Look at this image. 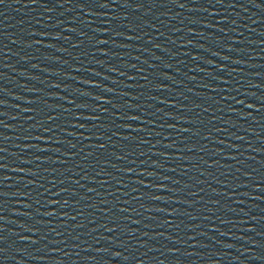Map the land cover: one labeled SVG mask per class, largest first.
<instances>
[{"label":"water","instance_id":"1","mask_svg":"<svg viewBox=\"0 0 264 264\" xmlns=\"http://www.w3.org/2000/svg\"><path fill=\"white\" fill-rule=\"evenodd\" d=\"M102 2L0 4V264H264V0Z\"/></svg>","mask_w":264,"mask_h":264},{"label":"snow or ice","instance_id":"2","mask_svg":"<svg viewBox=\"0 0 264 264\" xmlns=\"http://www.w3.org/2000/svg\"><path fill=\"white\" fill-rule=\"evenodd\" d=\"M33 2H35V0H33ZM96 2L98 4V6L101 7V8L108 7L107 3L102 2V0H96ZM3 3H4V0H0V4H3ZM181 6H183V5H181ZM45 7H46V5H45ZM129 39H130V37H129ZM99 43H107V41L102 40V41H99ZM104 55H107V53H104ZM83 95H87V93H83ZM70 103H75V102L74 101H70ZM161 103H163V101H161ZM248 107H251V105H248ZM80 118L81 117H77V119H80ZM85 118L87 119L88 117H85ZM129 119L138 120L139 117L131 116V117H129ZM184 131H188V129H184ZM97 138L99 139L100 137H97ZM36 139H39V137H36ZM124 139H128V137H124ZM73 147H75V145H73ZM99 147L103 148L104 145H100ZM168 147H171V145H168ZM0 151H3V150L0 149ZM87 155H91V153H88ZM118 159H120V157H118ZM141 175H143V173H141ZM6 179H7V177H0V182H2L3 180H6ZM145 187H148V185H145ZM0 195H4V193H0ZM56 195H59V193H56ZM153 199L159 200V199H161V197L156 196V197H153ZM157 211H164V210L163 209H157ZM49 215H55V213H49ZM169 215H171V213ZM73 219H75V217H73ZM110 230H113V229H110Z\"/></svg>","mask_w":264,"mask_h":264}]
</instances>
